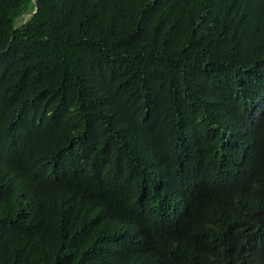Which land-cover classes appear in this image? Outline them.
I'll return each instance as SVG.
<instances>
[{"label": "trees", "instance_id": "1", "mask_svg": "<svg viewBox=\"0 0 264 264\" xmlns=\"http://www.w3.org/2000/svg\"><path fill=\"white\" fill-rule=\"evenodd\" d=\"M0 264H264V0H0Z\"/></svg>", "mask_w": 264, "mask_h": 264}, {"label": "water", "instance_id": "2", "mask_svg": "<svg viewBox=\"0 0 264 264\" xmlns=\"http://www.w3.org/2000/svg\"><path fill=\"white\" fill-rule=\"evenodd\" d=\"M34 2L36 3L37 0H34ZM37 9H38V8H37V6H36L35 10H33V11L30 13V16H33V15L36 13ZM26 21H28V19L25 20V22H26Z\"/></svg>", "mask_w": 264, "mask_h": 264}, {"label": "rangeland", "instance_id": "3", "mask_svg": "<svg viewBox=\"0 0 264 264\" xmlns=\"http://www.w3.org/2000/svg\"><path fill=\"white\" fill-rule=\"evenodd\" d=\"M29 17H30V13H26L25 15H23V18H24L23 21L27 20Z\"/></svg>", "mask_w": 264, "mask_h": 264}]
</instances>
